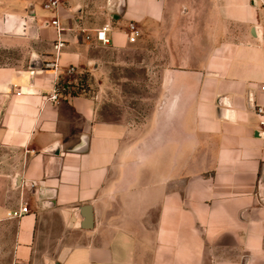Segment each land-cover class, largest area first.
<instances>
[{
    "label": "crops",
    "instance_id": "crops-1",
    "mask_svg": "<svg viewBox=\"0 0 264 264\" xmlns=\"http://www.w3.org/2000/svg\"><path fill=\"white\" fill-rule=\"evenodd\" d=\"M78 1L71 27L59 16L70 0L0 6V264H264V2ZM56 18L57 72L77 68L58 103L44 68ZM126 50L172 95L147 123L131 118L138 102L101 119L81 84L106 73L103 53ZM24 201L30 213L10 217Z\"/></svg>",
    "mask_w": 264,
    "mask_h": 264
},
{
    "label": "rangeland",
    "instance_id": "rangeland-1",
    "mask_svg": "<svg viewBox=\"0 0 264 264\" xmlns=\"http://www.w3.org/2000/svg\"><path fill=\"white\" fill-rule=\"evenodd\" d=\"M13 0H0V6H11ZM46 1V0H45ZM42 9L48 12H53L52 9L44 7V0L40 3ZM80 6L78 0H70L66 6L68 12H72L74 17H70L67 12H60L62 25L71 27L75 25V18H79L77 9ZM29 7H27L28 10ZM108 51L110 49H107ZM107 68L106 73H102L95 79L91 75L87 76L85 88L87 91L95 95L98 94V105L101 119L110 121H118L119 102H127L129 104L140 103V105H128L133 110H128L131 113V118L138 119L139 122L147 123L152 115V107L156 104L159 98L164 96L165 100H169L172 95L168 93L158 94V85L161 83V78L152 80L150 72L152 70L150 56L149 61L141 63L143 55H137L136 51L126 50L117 52H106L102 54ZM120 61V62H119ZM84 74V73H83ZM83 74L80 75L82 78ZM99 81L103 85L99 84ZM154 81V85H153ZM125 106V105H124Z\"/></svg>",
    "mask_w": 264,
    "mask_h": 264
},
{
    "label": "built area",
    "instance_id": "built-area-1",
    "mask_svg": "<svg viewBox=\"0 0 264 264\" xmlns=\"http://www.w3.org/2000/svg\"><path fill=\"white\" fill-rule=\"evenodd\" d=\"M264 2V0H262ZM63 2V0H46L45 6L49 8H57ZM52 25L55 26L59 33V38L54 43V58L44 61V68L49 71H53L54 75V89L50 95V100L54 103H58L60 96L67 93L70 90V86L73 85V80L77 75V68L74 65H70L64 71V73H58L59 68V57L63 47L66 45V41L61 37L63 28L60 26L58 18L52 20ZM112 31V24L106 23L102 28L96 30L95 39L100 44H109L111 37L109 33ZM127 38L129 42H135L141 35V30L134 21H131L127 27ZM262 41L264 43V32L261 34ZM67 76V78H64ZM264 89V87H263ZM257 113L262 117L261 125L264 131V106L256 105ZM30 213V207L26 201L22 202L19 209L9 213L10 217L20 218L25 214Z\"/></svg>",
    "mask_w": 264,
    "mask_h": 264
},
{
    "label": "water",
    "instance_id": "water-1",
    "mask_svg": "<svg viewBox=\"0 0 264 264\" xmlns=\"http://www.w3.org/2000/svg\"><path fill=\"white\" fill-rule=\"evenodd\" d=\"M33 15V13H32ZM82 217V226L83 227H91L93 224V216L91 212L89 211L86 215L81 216Z\"/></svg>",
    "mask_w": 264,
    "mask_h": 264
},
{
    "label": "trees",
    "instance_id": "trees-1",
    "mask_svg": "<svg viewBox=\"0 0 264 264\" xmlns=\"http://www.w3.org/2000/svg\"><path fill=\"white\" fill-rule=\"evenodd\" d=\"M87 76H88V74H86V73L83 74V76H82V78H81V84L86 83ZM84 85H85V84H84Z\"/></svg>",
    "mask_w": 264,
    "mask_h": 264
}]
</instances>
